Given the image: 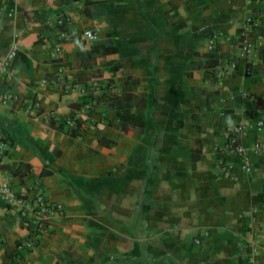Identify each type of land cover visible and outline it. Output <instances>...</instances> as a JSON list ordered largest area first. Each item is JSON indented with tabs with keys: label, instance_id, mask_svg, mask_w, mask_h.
Wrapping results in <instances>:
<instances>
[{
	"label": "crops",
	"instance_id": "0c3cea01",
	"mask_svg": "<svg viewBox=\"0 0 264 264\" xmlns=\"http://www.w3.org/2000/svg\"><path fill=\"white\" fill-rule=\"evenodd\" d=\"M0 8V61L17 46L4 89L37 103L28 114L0 101V181L23 194L39 189L60 207L20 251L30 225L0 205V264H264V127L254 125L256 111L264 117V0H0ZM247 17L263 54L250 74L235 44ZM108 80L118 95L145 98L128 107L143 128L123 126L102 101L67 129L86 101L79 84ZM236 124L250 172L225 146Z\"/></svg>",
	"mask_w": 264,
	"mask_h": 264
},
{
	"label": "built area",
	"instance_id": "2783aa9c",
	"mask_svg": "<svg viewBox=\"0 0 264 264\" xmlns=\"http://www.w3.org/2000/svg\"><path fill=\"white\" fill-rule=\"evenodd\" d=\"M2 9L0 8V14ZM8 15H11L8 12ZM66 19L59 17L57 23L59 26L64 25ZM255 27L256 23L253 17H247L244 25L239 30L235 38V44L237 47V57L242 59L245 63V72L250 74L263 56L261 50L257 47L255 42ZM65 35L64 32L61 33ZM83 35L87 38H97V32L93 29H87L83 31ZM216 36H211L207 39L206 46L208 51H213L215 48ZM17 51L16 44H12L7 52L5 59L0 61V101L9 104H18L24 109L25 112L32 113L37 108V103L32 99H20L12 95L8 90L4 89V85L10 80L11 74L7 70L9 61L15 56ZM59 53V49H55L51 52V56L56 58ZM66 83V81L64 82ZM69 85V83H66ZM79 91L85 96L86 101L80 111H77L73 116L66 119L64 125L66 128L73 129L76 126V122L83 117L90 116V109L93 106L99 105V102L104 101L111 94H117L114 86L106 81L103 88L89 87L83 83L78 86ZM254 125L257 131H261L264 127V117L259 111H256L254 117ZM67 128V129H68ZM243 131V126L240 124L232 125L227 128V141L225 146L228 150L241 156V167L245 172L252 170V162L249 157L245 155V151L242 143L240 142L239 135ZM6 143L4 139L0 138V156L4 151ZM255 150H258V145H255ZM222 171H228L230 164L224 161L219 162ZM0 205L7 208H16L17 217L23 224L30 225L28 237L23 241H20L16 248L20 251L30 250L35 246L37 235L41 233L50 221V218L60 211V207L53 205L44 193L37 189L33 190L31 194H23L14 189L8 181H0ZM195 243H199L198 239L194 240Z\"/></svg>",
	"mask_w": 264,
	"mask_h": 264
},
{
	"label": "trees",
	"instance_id": "16d2710c",
	"mask_svg": "<svg viewBox=\"0 0 264 264\" xmlns=\"http://www.w3.org/2000/svg\"><path fill=\"white\" fill-rule=\"evenodd\" d=\"M60 27L63 28L64 25ZM208 58L214 59V53H210L208 55ZM212 62H215V61H212ZM108 82H110V80H108ZM144 99H145L144 97H137V96L127 95V94H121V95L111 94L107 98H105L101 104H104L108 107L115 108L117 110L118 115L120 116L123 126L126 125L127 123L131 126V128L141 130L144 126V121L141 116V113L138 112L137 115L129 114L128 107L132 100L138 103V105L139 104L143 105ZM80 120L77 121V127L80 124L79 123ZM70 133L74 135L75 132L74 130H72Z\"/></svg>",
	"mask_w": 264,
	"mask_h": 264
}]
</instances>
